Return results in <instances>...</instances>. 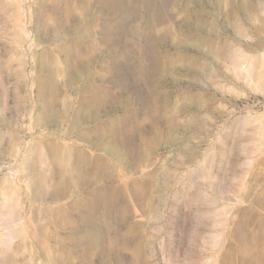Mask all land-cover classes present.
Wrapping results in <instances>:
<instances>
[{"label": "rangeland", "instance_id": "obj_1", "mask_svg": "<svg viewBox=\"0 0 264 264\" xmlns=\"http://www.w3.org/2000/svg\"><path fill=\"white\" fill-rule=\"evenodd\" d=\"M263 59L264 0H0V264H264Z\"/></svg>", "mask_w": 264, "mask_h": 264}, {"label": "bare ground", "instance_id": "obj_2", "mask_svg": "<svg viewBox=\"0 0 264 264\" xmlns=\"http://www.w3.org/2000/svg\"><path fill=\"white\" fill-rule=\"evenodd\" d=\"M153 5V4H152ZM231 56H229V57H233V55L232 54H230ZM233 59V58H232ZM234 60H236L237 61V58H234ZM233 62V61H232ZM239 63H240V61H238ZM251 62V61H250ZM254 63H255V61H253ZM254 63H252V65L254 66ZM234 65H236V67L238 66V64L235 62L234 63ZM256 66H254L255 67V69H253V72H252V74L250 75L251 77V79L254 81V80H256L257 81V83H256V81L254 82L256 85H260L259 83H264V59L263 60H260V61H257V63L255 64ZM235 67V66H234ZM240 67V66H239ZM236 69V68H235ZM255 87H257V86H255ZM263 87V86H262ZM264 88V87H263Z\"/></svg>", "mask_w": 264, "mask_h": 264}, {"label": "water", "instance_id": "obj_3", "mask_svg": "<svg viewBox=\"0 0 264 264\" xmlns=\"http://www.w3.org/2000/svg\"><path fill=\"white\" fill-rule=\"evenodd\" d=\"M217 204V201L215 200L213 203H212V205H216Z\"/></svg>", "mask_w": 264, "mask_h": 264}]
</instances>
